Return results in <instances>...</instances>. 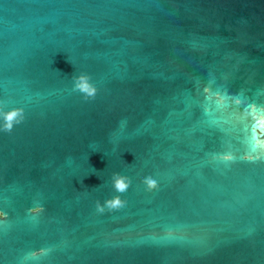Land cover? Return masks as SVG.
I'll return each instance as SVG.
<instances>
[{
    "label": "water",
    "instance_id": "95a60500",
    "mask_svg": "<svg viewBox=\"0 0 264 264\" xmlns=\"http://www.w3.org/2000/svg\"><path fill=\"white\" fill-rule=\"evenodd\" d=\"M253 127L264 0H0V264H264Z\"/></svg>",
    "mask_w": 264,
    "mask_h": 264
},
{
    "label": "clouds",
    "instance_id": "9594fccd",
    "mask_svg": "<svg viewBox=\"0 0 264 264\" xmlns=\"http://www.w3.org/2000/svg\"><path fill=\"white\" fill-rule=\"evenodd\" d=\"M91 78L88 75H80L74 78V90L78 91L82 97L85 100H91L94 99L97 95V88L93 85V83L90 82ZM207 94L208 89L204 90ZM18 115H21V110H13L11 113H7L5 115V123L3 131L6 133H10L13 129L14 124L18 125L21 123L20 120H17L16 117ZM252 132L256 137H264V130H258L256 127H253ZM226 159H229L226 157ZM244 160H249V157L245 156L243 157ZM146 187V192H153L158 189V183L155 179L152 178H146L144 181ZM112 184L113 188L117 193L125 194L128 192L130 187V181L126 182V177L114 173L112 175ZM126 207L125 201L121 199L120 196H114L110 199H107L103 202V205H101L99 202L96 203L95 209L96 212L103 214L105 212V208L108 209V212L113 211H121ZM44 209L42 207H33L28 210V214L31 216H38L40 213H42ZM6 220L5 213L0 211V221ZM43 253V250H40L39 252H33L31 255L36 256Z\"/></svg>",
    "mask_w": 264,
    "mask_h": 264
}]
</instances>
